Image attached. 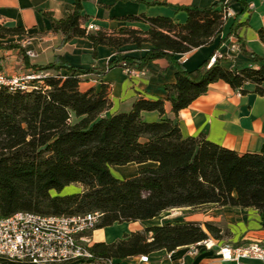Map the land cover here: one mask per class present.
Wrapping results in <instances>:
<instances>
[{
    "label": "trees",
    "instance_id": "16d2710c",
    "mask_svg": "<svg viewBox=\"0 0 264 264\" xmlns=\"http://www.w3.org/2000/svg\"><path fill=\"white\" fill-rule=\"evenodd\" d=\"M236 1L242 5V13L248 11L244 0ZM175 8L185 13L183 24L165 17H125L123 20L147 24L148 30L125 28L111 34L87 33L80 28L81 0H74L65 19L55 20L43 13L52 31L62 36L61 45L84 38L92 45L94 59L99 46L112 48L114 58L105 67L84 69L72 67L56 55L39 66L46 75L32 82L35 88L0 89V212L4 217L17 212L44 216L98 212L101 219L95 230H101L151 221L176 209L195 211L215 205L255 210L264 229V155L239 154L202 134L185 137L178 122L165 117L164 109L168 102L177 117L218 82L240 95H246L244 86L251 84L254 94L264 96V57L245 50L238 35L244 25L242 13L234 14L225 26L227 6L220 1L206 8ZM0 30L4 32L0 40L26 36L22 28L0 25ZM219 37L215 50L235 38L239 52L247 54L258 68L226 70L217 60L188 71L177 59ZM259 38L264 42V32H259ZM143 43L151 46L143 56H123L125 45L140 48ZM2 50H18L20 61L29 65L22 47L0 43ZM159 61L174 70L175 81L165 86L164 99L140 97L128 112L110 113L108 86L101 83L81 90L89 75L100 78L116 67L145 71L147 65ZM151 112L158 114V121L143 118V113ZM132 164L142 168L131 178L120 180L111 173L112 168ZM72 185L81 192L59 195ZM223 236L224 232L210 223L165 221L111 244L95 243L92 251L98 258L121 261L162 250L171 253Z\"/></svg>",
    "mask_w": 264,
    "mask_h": 264
},
{
    "label": "crops",
    "instance_id": "0c3cea01",
    "mask_svg": "<svg viewBox=\"0 0 264 264\" xmlns=\"http://www.w3.org/2000/svg\"><path fill=\"white\" fill-rule=\"evenodd\" d=\"M219 1L225 4L233 15L242 13L243 7L236 0H81L83 19L80 28L85 29L87 33L102 31L111 34L125 28L145 32L148 30L147 24L141 21H127L123 18L165 17L183 24L186 15L178 12L176 6L206 8ZM244 1L249 7L248 11L241 15L240 20L244 25L238 30V35L243 40L244 48L248 53L264 57V42L259 38V32H264V0ZM152 3L162 5H151ZM73 4L74 0H0V25L25 30L26 36L19 37L18 43H21V47L26 52L31 51L35 54V60H29L27 66L22 65L24 69H29L33 62L46 65L56 55L61 56L70 66L84 69L94 66L105 67L114 58L112 48L99 46L97 57L94 59L92 45L84 38H73L65 45H61L62 36L52 31L50 21L43 16V13L50 14L55 20H62L73 10ZM219 39L220 37L210 45L179 55L177 59L188 71H194L208 62L213 54L220 52L224 55L219 60L220 66L226 70L258 68L247 54L230 49L232 37L223 43L219 50H215ZM150 49V44L143 43L140 48L135 45H125L121 51L123 56L139 58ZM0 52L3 53V57L16 55L10 59V62L18 56V50ZM2 55H0V65L1 63L3 65L1 72L12 71L10 67L5 68ZM28 69L26 71H29ZM84 78L88 80V83H83L88 85L87 87H99L101 83L108 86V96L112 102L110 113L128 112L132 103L140 97L149 101L164 99L165 86L175 81L173 67L168 66L164 61L147 65L145 75L139 78L127 77L121 67L107 71L100 78L93 75ZM244 89L248 93L240 95L224 82L215 83L211 85L205 96L180 111L177 117L171 112L170 104L166 102L165 117L176 120L185 137L202 134L210 142L239 154L264 155V96L254 94V86L251 84L245 85ZM143 118L148 122L159 120L156 112L143 113ZM174 211L183 213L184 222L199 223L202 226L205 223L216 225L225 232V236L220 240L210 237L213 244L211 249H206L204 246H189L178 248L171 253L164 250L152 253L148 255V263L145 264H236L222 261L217 254L218 247L224 244L238 246L253 240L264 242V229L259 225V216L255 210L209 205L195 211L183 208L171 212ZM109 229L110 227L96 230L93 235L94 242L111 244L121 239V235L108 239L105 233ZM136 231L141 230L134 229L131 233ZM194 249L196 252H193ZM118 264L141 263L137 257H134L121 260ZM244 264L255 263L244 262Z\"/></svg>",
    "mask_w": 264,
    "mask_h": 264
},
{
    "label": "built area",
    "instance_id": "2783aa9c",
    "mask_svg": "<svg viewBox=\"0 0 264 264\" xmlns=\"http://www.w3.org/2000/svg\"><path fill=\"white\" fill-rule=\"evenodd\" d=\"M227 16L233 14L228 11ZM91 28V27H90ZM230 49L239 52L235 38L231 39ZM29 58L35 54L27 51ZM224 55L216 52L208 66ZM129 78H139L145 71L122 68ZM30 77L17 79L0 72V89L29 90L35 88L29 83ZM101 219L98 212L74 216H44L28 212H17L4 217L0 212V264H118L113 259L98 258L92 251L95 228ZM211 249L213 244L206 240L196 244ZM193 252H196L195 249ZM217 254L222 261L244 264L253 262L264 264V242L253 240L246 244L218 247ZM141 264L148 263V256L137 257Z\"/></svg>",
    "mask_w": 264,
    "mask_h": 264
},
{
    "label": "rangeland",
    "instance_id": "374dc122",
    "mask_svg": "<svg viewBox=\"0 0 264 264\" xmlns=\"http://www.w3.org/2000/svg\"><path fill=\"white\" fill-rule=\"evenodd\" d=\"M228 11L229 10H226L225 16L227 18V21L224 20L226 21L225 26L229 25V20L232 18V16L231 17L227 16ZM0 34H4V32L0 30ZM19 41H20V38L18 37H11V38L7 37L5 39L0 40V43L4 45L9 44V43H14L15 46L21 47V43H18ZM2 54L3 53L0 52V55ZM15 56L16 55L14 54L6 55L5 57H3V55L1 56V59L4 61L5 68L10 67L12 69V71L3 72L7 77L13 76L17 79H23L25 77H30V79L26 81H28L29 83H32L35 79L37 80L39 77L46 75V73H43L38 69L39 66L41 65H39L37 62L31 63L32 64L31 67L29 69L27 68L29 71H26L27 69H24L22 67L24 63L20 61L19 56H17V59L13 58V60H11L10 62V59ZM28 60H35V59L28 57ZM0 66H3L2 63ZM84 83H88V82H84ZM87 86L88 85L82 84L81 90L82 91L85 90ZM141 168L142 166L132 164V165L124 166V167L112 168L111 173L116 179L123 180V179H128V178L135 176L138 170ZM78 192H81V188L78 186L72 185V186L65 188L59 195L64 196V195H70L72 193H78ZM52 195H54V193H52ZM183 217H185L183 216V213H179L178 211H174V212L169 211V212L163 213L158 218L151 220V221L139 222V223H129V225L115 224L112 227H110V229L107 230L105 234L107 235L108 239H112L113 237H118L119 235H121L120 237L122 239L124 235L130 234L131 231L134 229L142 230L143 228H146L149 226L161 225L165 221L166 222H180L182 221ZM224 235H225V232H224ZM207 240H211L210 237ZM193 246L195 247L196 245H193Z\"/></svg>",
    "mask_w": 264,
    "mask_h": 264
}]
</instances>
